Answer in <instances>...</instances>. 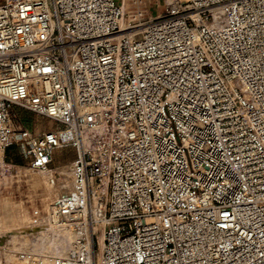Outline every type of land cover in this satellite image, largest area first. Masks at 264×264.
I'll return each instance as SVG.
<instances>
[{
  "label": "built area",
  "instance_id": "2783aa9c",
  "mask_svg": "<svg viewBox=\"0 0 264 264\" xmlns=\"http://www.w3.org/2000/svg\"><path fill=\"white\" fill-rule=\"evenodd\" d=\"M17 138L75 151L72 246L26 264H264V0H0V164Z\"/></svg>",
  "mask_w": 264,
  "mask_h": 264
},
{
  "label": "rangeland",
  "instance_id": "374dc122",
  "mask_svg": "<svg viewBox=\"0 0 264 264\" xmlns=\"http://www.w3.org/2000/svg\"><path fill=\"white\" fill-rule=\"evenodd\" d=\"M169 1L148 0V4L157 12ZM13 114L17 134L19 128H24L31 137L62 128L55 120L23 107H16ZM29 149V138H17L6 149L4 162L0 164V264H16L12 255L20 256L22 250L37 256L65 254L73 243L70 241L65 249L47 246L54 237L55 224L49 219L53 203L73 185L75 151L65 147L68 154L62 155L59 153L62 148L56 149L52 162L46 168L36 169L31 165ZM49 172L53 182L47 177Z\"/></svg>",
  "mask_w": 264,
  "mask_h": 264
},
{
  "label": "bare ground",
  "instance_id": "6f19581e",
  "mask_svg": "<svg viewBox=\"0 0 264 264\" xmlns=\"http://www.w3.org/2000/svg\"><path fill=\"white\" fill-rule=\"evenodd\" d=\"M172 1V0H171ZM171 1H169L168 3H170ZM50 171V170H49ZM38 175V174H37ZM50 172L47 174V177L50 178V180L53 182V179L50 176ZM34 176V175H33ZM34 178V177H33ZM37 179V178H36ZM74 179V178H73ZM38 180V179H37ZM39 182V181H38ZM53 185V183H52ZM69 191L65 190V192H63V194L67 193ZM52 213L50 214V217L52 216ZM55 224V223H53ZM57 224H55L56 226ZM53 227V242L51 245H47L50 248H60V249H65L67 244L70 243V241L73 240V235L70 233V231L62 228L61 226L58 227ZM72 246V245H71ZM70 250V249H69ZM69 250L67 252H65V254H67L69 252ZM63 255V254H61ZM13 260L15 261L16 264H26L27 263V258L26 257H20L17 255H12ZM95 263V260L93 259V264Z\"/></svg>",
  "mask_w": 264,
  "mask_h": 264
},
{
  "label": "crops",
  "instance_id": "0c3cea01",
  "mask_svg": "<svg viewBox=\"0 0 264 264\" xmlns=\"http://www.w3.org/2000/svg\"><path fill=\"white\" fill-rule=\"evenodd\" d=\"M62 155L68 154L67 150H65L64 148L61 149V151L59 152ZM68 156V155H67ZM69 158V157H68Z\"/></svg>",
  "mask_w": 264,
  "mask_h": 264
},
{
  "label": "trees",
  "instance_id": "16d2710c",
  "mask_svg": "<svg viewBox=\"0 0 264 264\" xmlns=\"http://www.w3.org/2000/svg\"><path fill=\"white\" fill-rule=\"evenodd\" d=\"M16 160H18V158H16Z\"/></svg>",
  "mask_w": 264,
  "mask_h": 264
}]
</instances>
